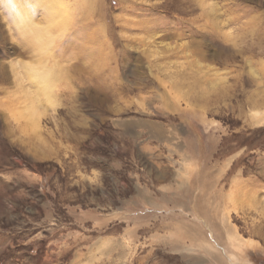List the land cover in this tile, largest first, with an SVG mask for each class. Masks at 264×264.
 Segmentation results:
<instances>
[{"label": "rangeland", "instance_id": "374dc122", "mask_svg": "<svg viewBox=\"0 0 264 264\" xmlns=\"http://www.w3.org/2000/svg\"><path fill=\"white\" fill-rule=\"evenodd\" d=\"M32 3L0 11V264H264V0Z\"/></svg>", "mask_w": 264, "mask_h": 264}, {"label": "clouds", "instance_id": "9594fccd", "mask_svg": "<svg viewBox=\"0 0 264 264\" xmlns=\"http://www.w3.org/2000/svg\"><path fill=\"white\" fill-rule=\"evenodd\" d=\"M0 11L21 24L30 23L35 15L32 0H0Z\"/></svg>", "mask_w": 264, "mask_h": 264}, {"label": "bare ground", "instance_id": "6f19581e", "mask_svg": "<svg viewBox=\"0 0 264 264\" xmlns=\"http://www.w3.org/2000/svg\"><path fill=\"white\" fill-rule=\"evenodd\" d=\"M33 69H31V71H32ZM45 74V73H44ZM46 75V74H45ZM47 81V80H46ZM47 94V93H46ZM48 96V95H47Z\"/></svg>", "mask_w": 264, "mask_h": 264}]
</instances>
